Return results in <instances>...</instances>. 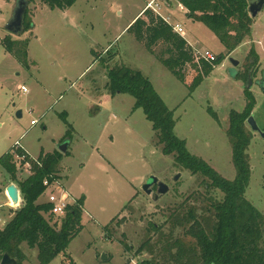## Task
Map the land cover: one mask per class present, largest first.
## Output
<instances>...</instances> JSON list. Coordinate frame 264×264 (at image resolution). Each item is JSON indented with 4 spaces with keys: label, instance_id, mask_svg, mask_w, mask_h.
Segmentation results:
<instances>
[{
    "label": "rangeland",
    "instance_id": "obj_1",
    "mask_svg": "<svg viewBox=\"0 0 264 264\" xmlns=\"http://www.w3.org/2000/svg\"><path fill=\"white\" fill-rule=\"evenodd\" d=\"M150 1L158 13L165 12L166 0H76L65 10H50L34 0L27 7L33 27L14 35L6 25L17 2L0 0V157L15 142L32 158L41 152H58L60 137L66 133L62 112L75 130L69 136L67 154L61 155L57 173L70 195L82 200V228L66 251L49 264H129L132 259L150 260L148 253L135 257L136 249L148 236V223L162 224L170 209L184 203L197 207L191 197L203 192L204 177L181 170L172 156L161 153L151 123L141 109L133 110L134 99L126 94H108L105 85L111 68L138 70L146 76L174 112V135L185 140L191 155L203 159L227 180L236 175L225 133L229 114L240 113L251 104L249 116L264 129V93L256 85L246 90L243 66L254 50L258 60L252 78H261L264 32L258 25L189 94L187 85L195 71L184 67L185 80L180 83L126 31ZM169 2L172 24L180 22L183 37L194 51H209L216 57L226 54L217 36L203 23L189 19L178 11L176 2ZM5 39H28L29 68L20 65L5 49ZM163 48L158 45L153 50L160 55ZM229 58L237 60L238 65L232 67ZM236 72L242 79L231 77ZM22 86L26 92L20 91ZM18 112L21 117H17ZM252 138L247 151L251 178L245 191L251 205L262 211L264 139L257 133H252ZM177 174L181 176L174 181ZM150 176L169 188L157 201L142 191ZM16 177L23 181L27 175L18 170ZM9 181L0 166V183L6 186ZM46 199L42 195L38 202ZM5 202L0 193V203ZM0 211L6 225L15 210ZM179 233L175 231V236ZM123 244L129 245L131 251L126 252ZM20 249L26 256L24 264H38L37 249L25 244Z\"/></svg>",
    "mask_w": 264,
    "mask_h": 264
},
{
    "label": "trees",
    "instance_id": "obj_2",
    "mask_svg": "<svg viewBox=\"0 0 264 264\" xmlns=\"http://www.w3.org/2000/svg\"><path fill=\"white\" fill-rule=\"evenodd\" d=\"M26 1L29 5L34 0ZM38 1L50 10L68 9L76 2ZM176 1L186 10L187 17L200 21L217 36L227 55L216 57L214 64H208L202 59L197 62L184 37L175 33L173 26L150 7H146L126 31L180 83L185 80L184 67L193 69L195 76L187 85L189 94H192L202 80L212 73L214 66L249 38L251 19L244 11L245 0ZM32 24L26 9L21 33L29 31ZM3 45L20 65L29 68L28 39H5ZM158 45H164L160 55L153 50ZM249 57L257 58L254 51H251ZM239 78L242 79V75L237 73L234 79ZM105 89L109 95H130L134 99L133 110L141 109L145 120L151 123L161 153L172 156L181 170H186L191 175H200L205 181L203 192L191 197L193 203L198 204L197 207H189L184 203L170 209L162 224L157 225L151 221L148 223V236L136 249L135 257L148 253L151 258L139 263L264 264V209L261 211L254 208L247 200L245 191L251 178L247 151L253 138L246 119L252 111V105L248 104L242 112H231L228 116L229 123L225 133L230 143L236 175L233 180H227L203 159L191 155L185 140H179L174 135L176 122L173 110L163 103L149 79L140 71L111 68L107 72ZM209 114L217 121L210 110ZM60 117L66 126L62 142L69 139L73 128L66 121L65 113H61ZM61 155L60 152H41L36 158L33 173L23 181L16 177L18 170L9 152L0 157V166L18 186L23 202L19 209L13 211V217L6 225L0 228V260L4 254H9L17 264H24L26 256L20 247L25 244L29 249H37L38 264H49L61 252L66 251L70 241L79 234L83 214L81 199L75 206L66 209L63 218L54 222L48 214L49 205L38 202L44 190L43 177L57 173ZM262 190L264 191V180ZM177 230L180 233L175 236ZM123 247L126 252L131 251L129 245L123 244Z\"/></svg>",
    "mask_w": 264,
    "mask_h": 264
},
{
    "label": "built area",
    "instance_id": "obj_3",
    "mask_svg": "<svg viewBox=\"0 0 264 264\" xmlns=\"http://www.w3.org/2000/svg\"><path fill=\"white\" fill-rule=\"evenodd\" d=\"M152 4L149 5L151 7ZM153 9V8H151ZM157 14L158 12L153 9ZM167 22L168 20L164 18ZM173 30L175 33L184 36L183 30L180 26H173ZM191 48V47H190ZM192 50V49H191ZM194 52L196 61L198 62L199 59L204 60L208 64H213L216 61V56H214L209 51H205L203 53ZM20 91L26 92V88L22 86ZM35 122L31 121V125H34ZM9 154L12 156V160L16 163L17 169L21 172V174L25 173V175L30 176L33 173V167L35 166L36 158H32L27 151L21 147L20 144L15 142V145L8 151ZM10 184H14L9 182L6 186H2L0 183V189L3 197H5L6 202L4 204L0 203V210L2 209H14L17 210L21 207L22 201L19 198L18 204H14L11 198L7 194V187ZM43 185V193L42 195L46 196L47 199L44 203L49 205L48 214L55 220H60L66 215V209L69 206H75L77 201L69 194V192L65 189L62 179L57 174L48 175L43 177L42 180ZM41 195V196H42ZM3 219L0 215V228L5 226L3 224ZM129 264H140L135 259H132Z\"/></svg>",
    "mask_w": 264,
    "mask_h": 264
},
{
    "label": "water",
    "instance_id": "obj_4",
    "mask_svg": "<svg viewBox=\"0 0 264 264\" xmlns=\"http://www.w3.org/2000/svg\"><path fill=\"white\" fill-rule=\"evenodd\" d=\"M16 7L13 13L12 18L10 19L9 23L6 25V29L8 32L14 35H18L22 32L23 29V17L25 14V11L28 7V2L26 0H16ZM249 13L252 17H255V12L251 10V7L249 9ZM229 62L232 67H236L238 65V61L234 58H229ZM237 73V72H236ZM231 75V77L234 79V76ZM247 88H249L250 80H248ZM17 117H21V113H17ZM247 124L251 130V132H257L261 138L264 139V132H261L256 121L254 120L253 116H249L247 119ZM58 152L61 154H65L67 151L68 146V139L63 140L60 142ZM181 175L177 174V176L174 177V181H177L180 178ZM152 186H156V191L153 192L151 190ZM168 186L164 183L160 182L157 177L150 176L147 180V182L142 186V191L147 196L150 195L153 199V201L159 200L161 197L165 196L168 191ZM7 194L11 198L12 202L16 205L19 202L18 192L14 184H10L7 187ZM0 264H17L16 260L9 256V254H4L0 260Z\"/></svg>",
    "mask_w": 264,
    "mask_h": 264
},
{
    "label": "flooded vegetation",
    "instance_id": "obj_5",
    "mask_svg": "<svg viewBox=\"0 0 264 264\" xmlns=\"http://www.w3.org/2000/svg\"><path fill=\"white\" fill-rule=\"evenodd\" d=\"M245 1H246V3H245L244 11L248 15V17L251 19V23H250V27H249L250 36L253 33L252 31L254 29H256L257 25H258V28L260 30H262V32H264V0H245ZM250 7H251V10L255 12V14H256L255 17H252L251 14L249 13ZM251 51H254V50L251 49ZM248 57H249V55H248ZM248 57H247V61L249 63L247 61H245L244 65H243L246 68L245 69L246 85L248 84V80H250L251 86L256 85L264 93V71L261 72V78L260 79L254 80V77L252 78V76L255 75V73L257 72L255 66L257 65L256 62L258 59L257 58L254 59L252 57L248 58ZM247 64H250V65L246 66ZM247 86H246V90H250L251 86L249 88H247ZM256 123H257V121H256ZM246 124H247V121H246ZM257 125H258V123H257ZM247 126H248V124H247ZM258 127H259L261 132H264V129H261V127L259 125H258ZM248 128H249V126H248ZM249 130H250V128H249ZM252 133H257V132H252ZM257 135L260 136L258 133H257ZM151 190L153 192L156 191V186H152Z\"/></svg>",
    "mask_w": 264,
    "mask_h": 264
},
{
    "label": "crops",
    "instance_id": "obj_6",
    "mask_svg": "<svg viewBox=\"0 0 264 264\" xmlns=\"http://www.w3.org/2000/svg\"><path fill=\"white\" fill-rule=\"evenodd\" d=\"M170 0H166V2H165V7H166V9H165V12L162 14H160V13H158V15L160 16V17H163V18H166L167 20H168V23L171 25V26H180L181 27V25L177 22L175 25H173L172 24V22L173 21H171V20H173L174 19V16H172V13H170L169 11L171 10V8H172V4H171V2H169ZM173 2H176L177 3V1L176 0H172ZM152 3V1H150V2H148L144 7H143V9L138 13V15L146 8V7H149V5ZM177 6H178V11L180 10V11H182L183 13H184V15L186 14V10L180 5V4H178L177 3ZM150 8H153V5H151V7ZM69 9V8H68ZM62 10V9H61ZM65 10V9H64ZM137 15V16H138ZM189 18V17H188ZM189 19H191V18H189ZM174 23V22H173ZM127 28V27H126ZM182 28V27H181ZM183 34H184V30H183ZM185 35V34H184ZM188 43V42H187ZM188 45H189V43H188ZM190 46V45H189ZM191 49H192V47H191ZM193 50V49H192ZM62 113H65V112H62ZM67 116V115H66ZM72 126V125H71ZM72 128H73V126H72ZM74 129H73V132H72V134L74 133ZM71 134V135H72ZM65 136V134H63L60 138H63ZM69 140V139H68ZM60 142H61V140H60ZM28 153V152H27ZM43 153H53V152H43ZM59 153V152H58ZM29 154V153H28ZM65 154H67V151H66V153ZM30 155V154H29ZM57 175H58V173H56ZM59 176V175H58ZM9 182H12V181H9ZM13 183V182H12ZM14 185H15V187H16V189H17V192H18V197L20 198V200L22 201V198L20 197V193H19V189H18V186L14 183ZM0 193H1V189H0ZM70 194V193H69ZM3 196V195H2ZM79 198H76L75 197V200H78ZM4 200L6 201V199H5V197H4ZM8 209V208H7ZM6 209V210H7ZM0 215H1V211H0ZM3 215H1V217H2Z\"/></svg>",
    "mask_w": 264,
    "mask_h": 264
}]
</instances>
